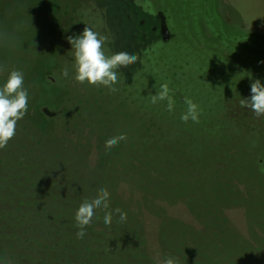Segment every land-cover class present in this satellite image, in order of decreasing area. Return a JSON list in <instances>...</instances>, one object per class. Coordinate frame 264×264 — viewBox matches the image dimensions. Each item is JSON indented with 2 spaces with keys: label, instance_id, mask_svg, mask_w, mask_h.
<instances>
[{
  "label": "trees",
  "instance_id": "1",
  "mask_svg": "<svg viewBox=\"0 0 264 264\" xmlns=\"http://www.w3.org/2000/svg\"><path fill=\"white\" fill-rule=\"evenodd\" d=\"M136 1L151 14L162 12L169 33L132 52L139 60L116 70L115 93L104 86L92 92L94 85L78 83L73 71L65 81L60 74L70 67L62 55L39 73L41 57L19 54L16 62L9 45L0 47V67L7 62L4 69L23 70L29 93L16 135L0 149V256L5 264H120L119 259L131 262L129 257L154 264L144 248L145 214L158 220L164 260L264 264V116L240 105L250 97L252 81L264 84V32L224 21L218 0H151V7ZM12 2L0 0V7ZM82 6L87 20L99 12L97 6ZM187 18H195L202 29L184 27ZM95 26L94 21L89 27ZM97 30L106 37L105 54L118 53L108 45L111 34ZM6 79L0 76V85ZM36 80L31 93L29 83ZM163 83L175 101L173 112L166 111V101L151 103ZM185 97L199 106V123L180 120ZM43 105L54 113L43 115ZM29 134L37 139L32 146L47 145V158L36 154L24 160L25 151H17ZM119 134L126 139L106 150L105 141ZM95 137L104 141L97 143ZM98 144L103 150L91 165L89 155ZM101 188L110 193L109 208L95 210L86 235L77 238L75 212ZM166 203L181 204L191 220L170 213ZM232 207L243 209L246 232L228 217ZM117 208L127 214L125 221ZM108 211L111 226L103 222ZM60 233L66 239L59 240Z\"/></svg>",
  "mask_w": 264,
  "mask_h": 264
},
{
  "label": "rangeland",
  "instance_id": "2",
  "mask_svg": "<svg viewBox=\"0 0 264 264\" xmlns=\"http://www.w3.org/2000/svg\"><path fill=\"white\" fill-rule=\"evenodd\" d=\"M14 1L16 2H12V4L9 6L0 7V47L7 48V46L9 45L10 48H8V50L12 51L16 58V62H19V54H27L30 56V58L36 61L41 57L40 61L42 62L39 68V73L40 71L42 72L43 65H52L53 61L57 62L61 55L62 61L66 64H69L70 69L67 67L69 74L72 75V71L75 72L73 68V49L71 48L67 37L70 35L75 36L80 34L83 31L85 24L87 25V23L89 26H91L95 21L96 26L92 29L97 30L98 28L101 31H107L108 34L110 33L111 36L108 40V45L118 52L124 51L132 53L140 45L149 41L150 39L156 36L164 37L169 33L163 13L158 11L155 14H151L143 10L142 6L139 5L136 0ZM145 1L146 4H149L150 7L153 5L151 0ZM218 1L219 9L222 12L224 21L229 23H238L243 25L245 28L264 32V0ZM85 4L91 5L94 8H96L97 6L99 10L97 15H95L96 13H92L93 16L89 20L85 19L83 14L82 5ZM187 19V22L186 20L183 21L184 27H188L190 25L199 30L202 29L199 25V22L195 18ZM104 23L106 24V29L109 30L103 29L105 28L103 25ZM195 31L199 32L198 30ZM211 31H214V33H216V30ZM4 64L7 65V62H5ZM5 65H1V67L6 72L3 70L0 71V76L3 79L7 78L10 69L14 70V68L10 67H7V70L4 69ZM38 67L39 66H37V69ZM52 70H54V66H52ZM20 71L22 73L24 72L23 70ZM35 75L39 76L37 71H35ZM67 79L64 80L67 81ZM26 83L27 82L24 81V87L27 89ZM37 84V80L32 84L29 83L28 87L30 88L28 89L32 91L31 93L36 92ZM97 87L99 88V86H94L92 92H96ZM69 98H71V94L69 95ZM34 107H32V112L35 111ZM41 109V113H43V115L48 114L51 116V113H54L53 110L47 108V105H43ZM38 118L41 120V116H38ZM36 140V137L31 136L30 134L29 139L23 137V140L21 142L22 144L23 142H25L26 144L24 147L18 149L17 151L19 153H22L23 151L26 152H24V160L29 158L31 161V158H33L36 154H43V156L46 158L49 156V150H46L48 147L44 142L39 141L38 144L32 146V143H37L35 142ZM94 140L97 141V143H99V141H104V139L101 137H95ZM25 148L26 150H24ZM101 150H103L101 149V144L94 145L92 147L91 153L89 155V162L91 163V165L97 158V153ZM56 151L60 153L67 152L58 147H56ZM5 154L6 153H4L3 155ZM5 160L6 159H4V161ZM36 161H39V159H37ZM51 161L52 159L50 157V162ZM51 166L52 165H50V168ZM1 171L2 170L0 168V173ZM66 179L72 180L73 178L70 177ZM63 186L72 188V186L68 183H64ZM166 205H168L167 207L170 213L180 214L181 216L189 219V221L191 220L190 216L187 214L185 208L181 204L166 203ZM226 213L236 228L242 230L243 232H246L245 216L242 208L232 207L227 209ZM144 220L147 239L144 247L145 251L150 259L153 260L154 264H161L164 259L162 257L158 241V220L150 214H145ZM57 237L59 240L66 239V235L64 233L57 234ZM59 240H57V242ZM230 242L231 240L229 241V243ZM235 242L242 243L243 241L241 242L237 240ZM69 244L73 245V242H69ZM85 247L86 245L80 249H83ZM60 252L65 253L66 250L62 249ZM58 253L59 251H56L55 253H53V255L55 256ZM129 260H131V262H124L119 259V262L120 264H139L138 259L135 257H129ZM135 261H137V263ZM0 264H5L4 257H2V255L0 256ZM108 264H111V262H108Z\"/></svg>",
  "mask_w": 264,
  "mask_h": 264
},
{
  "label": "clouds",
  "instance_id": "3",
  "mask_svg": "<svg viewBox=\"0 0 264 264\" xmlns=\"http://www.w3.org/2000/svg\"><path fill=\"white\" fill-rule=\"evenodd\" d=\"M68 42L73 49L74 56V79L78 83L90 84L94 86H104L109 92L115 93L114 87L118 83L117 69L128 67L139 60V56L134 53L118 52L106 55L104 44L106 37L94 31L85 24L83 31L75 36H68ZM264 63V61H261ZM0 67V71H2ZM60 76L67 79L69 76L68 68L65 67ZM250 97L240 100L241 107H247L255 113L257 117L264 116V84L259 79L251 82ZM28 90L24 87V75L20 70L14 69L8 73L6 81L0 85V149L7 147L9 140L16 135L17 122L24 118L28 110ZM166 101V111L173 112L175 101L170 95V88L167 83L159 86L155 95H151V103ZM187 105L186 110L180 115V120L187 123L191 120L199 123L201 111L199 106L189 97L184 98ZM126 139V134L113 136L105 141V149L110 150L120 141ZM110 193L107 189H98L97 195L91 200L85 199L75 212V221L78 231L77 238L82 239L85 235L86 226L92 223V218L97 209L109 208ZM119 214V220L125 221L127 214L119 208L115 209ZM113 213H105L103 222L106 226H111ZM161 264H176L170 256Z\"/></svg>",
  "mask_w": 264,
  "mask_h": 264
}]
</instances>
